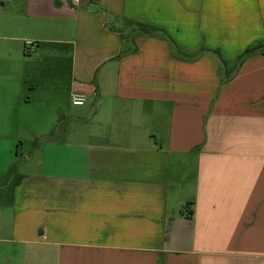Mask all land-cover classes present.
I'll return each instance as SVG.
<instances>
[{"label": "crops", "instance_id": "obj_1", "mask_svg": "<svg viewBox=\"0 0 264 264\" xmlns=\"http://www.w3.org/2000/svg\"><path fill=\"white\" fill-rule=\"evenodd\" d=\"M5 1L0 177L18 181L0 182V264H264V53L236 66L264 40V0ZM42 44L71 48L51 74L89 105L21 165Z\"/></svg>", "mask_w": 264, "mask_h": 264}, {"label": "rangeland", "instance_id": "obj_2", "mask_svg": "<svg viewBox=\"0 0 264 264\" xmlns=\"http://www.w3.org/2000/svg\"><path fill=\"white\" fill-rule=\"evenodd\" d=\"M19 1L21 4L23 1L25 5L27 0ZM5 2L7 3L8 0ZM9 6L12 8V10L16 9V7H19V5L14 1H12ZM22 34V32L11 33V35L24 37ZM70 51L71 48L69 47L62 49V47L54 48L53 46L48 47L42 44L39 48L32 50L30 53L31 58L28 60L30 69L25 81V85L27 86L28 94H30L33 98L32 105L29 107V112L31 115L28 123L34 128V130L29 132L27 129H24L22 133L25 139V153H22L21 155L19 154L17 158L19 163H22L21 165L25 164V161L30 158L31 155L29 154L30 150H32V147H36L37 139L35 138V135L40 142L38 147L39 149L35 155L42 154V152L48 147V144L51 141L50 139H52L51 137L47 136V134L53 132L55 135L53 141H59L61 140L60 133H62H57L59 128L64 129L69 125V123H62L60 126L61 116L65 110L70 107L72 114H75L76 110L87 107V104L89 103L87 101L84 106L73 105L68 98L67 87H63L62 85L61 88H58V77H53L51 74V65L53 63L51 60L52 53L59 55L61 58L58 62H62L67 68ZM32 86H34V88L31 89ZM218 93L219 91L217 90V95ZM75 116L79 115H72L73 118L72 122L70 123L72 130L75 133L86 132L88 127L86 126L85 120H79ZM17 176L18 175L13 170L7 173V175L0 177V182L2 183L5 182V179H8L6 182V189L8 193Z\"/></svg>", "mask_w": 264, "mask_h": 264}, {"label": "trees", "instance_id": "obj_3", "mask_svg": "<svg viewBox=\"0 0 264 264\" xmlns=\"http://www.w3.org/2000/svg\"><path fill=\"white\" fill-rule=\"evenodd\" d=\"M125 23L135 26V28L140 33H143V34L155 35L158 33H162L163 35L167 36L166 32L163 29H161L155 25H152V24H147V23H142V22L132 21V20H126ZM172 46H173L174 52L177 55L182 54L181 51L179 50V48L177 47V45L173 44ZM254 51H260V52L264 53V40H261V41H258L257 43L249 45L237 58L236 66H239L241 61L244 59V57L247 56L248 54H250L251 52H254ZM214 52L217 55V57L220 61L221 67L223 69L221 80L224 81V80H226V78H228V74L226 71V61L222 58V56L218 50H215ZM184 57H191V56L186 55ZM17 181H18V178L16 177L15 182H17Z\"/></svg>", "mask_w": 264, "mask_h": 264}, {"label": "built area", "instance_id": "obj_4", "mask_svg": "<svg viewBox=\"0 0 264 264\" xmlns=\"http://www.w3.org/2000/svg\"><path fill=\"white\" fill-rule=\"evenodd\" d=\"M73 1H78V0H73ZM37 45V42L32 41V40H26L25 41V47L26 48H33ZM86 100V95L81 92H73L70 97V101L73 105H82L84 104Z\"/></svg>", "mask_w": 264, "mask_h": 264}]
</instances>
